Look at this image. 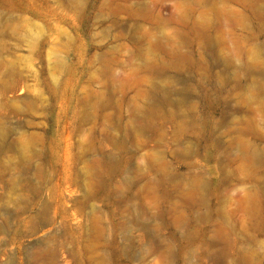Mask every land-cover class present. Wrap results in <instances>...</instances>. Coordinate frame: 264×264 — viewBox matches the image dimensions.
<instances>
[{"label": "rangeland", "instance_id": "1", "mask_svg": "<svg viewBox=\"0 0 264 264\" xmlns=\"http://www.w3.org/2000/svg\"><path fill=\"white\" fill-rule=\"evenodd\" d=\"M0 264H264V0H0Z\"/></svg>", "mask_w": 264, "mask_h": 264}]
</instances>
